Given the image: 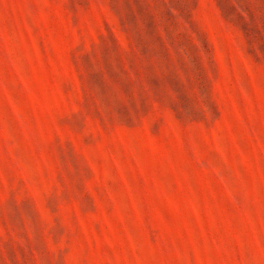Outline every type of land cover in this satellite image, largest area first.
<instances>
[{"label":"rangeland","instance_id":"rangeland-1","mask_svg":"<svg viewBox=\"0 0 264 264\" xmlns=\"http://www.w3.org/2000/svg\"><path fill=\"white\" fill-rule=\"evenodd\" d=\"M0 264H264V0H0Z\"/></svg>","mask_w":264,"mask_h":264}]
</instances>
